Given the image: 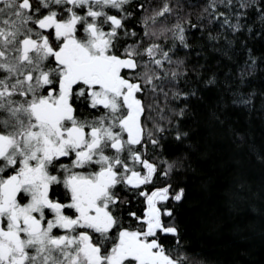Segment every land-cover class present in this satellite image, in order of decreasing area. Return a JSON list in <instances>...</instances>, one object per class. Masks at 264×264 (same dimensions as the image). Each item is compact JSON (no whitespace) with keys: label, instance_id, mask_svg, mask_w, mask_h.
Returning <instances> with one entry per match:
<instances>
[{"label":"snow or ice","instance_id":"6c2138e0","mask_svg":"<svg viewBox=\"0 0 264 264\" xmlns=\"http://www.w3.org/2000/svg\"><path fill=\"white\" fill-rule=\"evenodd\" d=\"M195 33L232 60L241 33L264 36V0H0V264H209L169 207L186 158L164 154L200 97ZM247 51L221 108L256 110Z\"/></svg>","mask_w":264,"mask_h":264},{"label":"trees","instance_id":"16d2710c","mask_svg":"<svg viewBox=\"0 0 264 264\" xmlns=\"http://www.w3.org/2000/svg\"><path fill=\"white\" fill-rule=\"evenodd\" d=\"M195 15L194 12V23ZM206 36L207 33L201 38L195 33L190 40L193 54L188 66L198 69L204 65V69L199 81L200 97L188 101L191 112L181 122L189 137L181 143L169 137L164 143L166 157L186 158L185 169L172 177L174 188H184L185 196L180 203L170 202L169 207L174 208L190 254L206 258L209 264H264V163L256 155L264 154V70L254 72L242 89L256 94L255 111L232 107L230 103L226 108L219 106L222 96L229 99L224 95L223 82L227 78L239 83L238 74L244 68L249 48L264 69V36L253 33L248 39L241 33L232 60L213 52ZM242 41L246 47H242ZM201 45L204 52L198 58L194 53ZM179 54L185 55L184 50ZM213 74L219 85L205 88L204 81ZM195 75L189 73L194 84ZM241 140L245 142L241 144ZM249 144L255 146V152L249 151ZM130 207L142 214L143 197L133 198Z\"/></svg>","mask_w":264,"mask_h":264}]
</instances>
